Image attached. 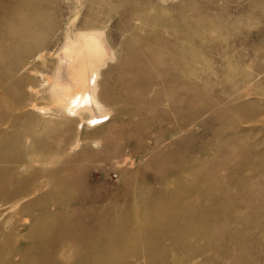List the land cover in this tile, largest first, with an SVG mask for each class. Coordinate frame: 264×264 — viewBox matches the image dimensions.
I'll list each match as a JSON object with an SVG mask.
<instances>
[{"label": "rangeland", "instance_id": "1", "mask_svg": "<svg viewBox=\"0 0 264 264\" xmlns=\"http://www.w3.org/2000/svg\"><path fill=\"white\" fill-rule=\"evenodd\" d=\"M164 6L192 45L172 81L145 53L176 37ZM84 20L113 51L68 112L51 85ZM0 158V264H264V0H0Z\"/></svg>", "mask_w": 264, "mask_h": 264}, {"label": "bare ground", "instance_id": "2", "mask_svg": "<svg viewBox=\"0 0 264 264\" xmlns=\"http://www.w3.org/2000/svg\"><path fill=\"white\" fill-rule=\"evenodd\" d=\"M167 1L168 0H160V2L163 3L164 5ZM169 1H175V0H169ZM180 5H182V6H179L177 8H180V10H181L184 8L183 7L184 5H183V3H181ZM161 8H163V7H161ZM164 8H166V7L164 6ZM168 9L166 8L163 10V9L154 8V9H150L149 11L151 12L150 15H153L154 19L165 21V22H161L162 27H165L166 29L168 28V30L171 33H173L176 37H174L172 41H169V40L167 41L166 39L168 37L162 31L156 32V31L150 30V32H148L147 35L152 36L153 38H155V40L163 39L166 41V44H165V46H163L161 44H154L151 47H150V45L146 46L145 53H146L147 58L152 56V58H154L156 61L158 60V61L163 62L164 64L168 65V67L165 70H163V72L165 75H168L170 77V80L172 81V76L174 78H176V75L178 76L179 73H181L183 71V69L186 67V62H185L182 54H184V53L186 54V52L191 51L192 45L190 43L191 38L189 37L190 38V40H189L187 37L189 27L188 28H187V26L183 27V25H182L185 22V20H188V19H185L183 16H181L179 19L176 18L177 19L176 20L169 14ZM156 10H158V11H156ZM16 14L20 19H23L25 17H30L31 19H34V18L36 19L38 17V13L26 15V14H24V12L17 11ZM72 20H76V19H72ZM49 24L53 25L54 22L50 20ZM82 24L85 25L86 28L77 30L75 32V37H70L69 34H67L65 36V40H64L62 47L57 52L58 61L61 63L62 70H63V72L67 78V81H68L66 86L61 85L59 83L58 78H56L52 82V85H51V90H52L53 96L55 97V99L57 98V99H60L61 101L66 102V108H67L66 110L68 112H74L81 105H86V106L92 108V105H94V103H96V93H95L96 72L93 73V68L97 69L100 65L99 64L100 61H103L104 59H107V57H110V55H112V51H113V48L108 43V41L105 37L104 29L102 26L96 27V28H93L91 26L89 27V25L92 24V22L91 21L89 22L88 20H84L82 22ZM193 30L197 31L195 28H193ZM24 32H25V34H31L32 31L27 29V30H24ZM36 37H37V35H36ZM36 37H35V40L38 41L39 38L37 39ZM36 49L37 50L34 52V57H40L42 55L40 53H42L43 48L37 46ZM171 52H176V54L179 53L180 57H177L176 54H172ZM174 56H176V57H174ZM13 66H14V62L8 63V65L6 66V69H10ZM15 82H16V80H15ZM17 82L20 83V80H17ZM20 96H21V94H20ZM33 109H35V108H33ZM31 119H34V118H31ZM33 132H32V129L30 127H28L26 134L32 140V147L33 146L42 147L43 146L42 141H36L33 139ZM11 139H9V144L6 143L3 146L5 149H8V148L13 149L16 147V145H15L17 143L16 138H14V141H11ZM30 150H25L24 153H21L19 155L20 158H16V159H12V157H14V156H11V157L10 156H4L3 157V158H5L4 161H7L10 164L15 163L18 160H20L21 163H22V161L28 162L31 160V158L36 156V154L33 153L34 150L32 148H30ZM3 158H0V159H3ZM34 160H36V159H34ZM4 161L0 160V162H4ZM8 166L10 167V165H8ZM39 178L40 177L38 176L37 179H39ZM18 181L20 183H22L23 181L27 182L28 180H27V178H24L23 181L22 180H18ZM44 187H45V184L43 186L39 185L37 187H34L33 189L29 190L28 194L35 193V192H38V193L40 192V194H43L44 193L43 192ZM255 188L257 190H264V185L263 184H256ZM22 192H24V190L18 188L17 191H14L13 193L18 197V195H21ZM22 197L23 196H20L18 198L20 199ZM250 200L254 201V202H258V203H259V201L263 202L264 196L256 195V196H253L252 198H250ZM4 202H8V200H5ZM18 203H19V201H17V204ZM0 204H4V203H0ZM15 205L16 204H14V205L11 204V205H8V207H9V209H12L13 206H15ZM251 209H252V207H251ZM253 211H255V210H253ZM200 214H198V216ZM196 225H197V223H196ZM199 226H200V224H199ZM197 247H200V246H197ZM198 257H200V256H198ZM191 263H192V261H191ZM90 264H94V262H92V263L90 262ZM95 264H103V263L96 262Z\"/></svg>", "mask_w": 264, "mask_h": 264}]
</instances>
